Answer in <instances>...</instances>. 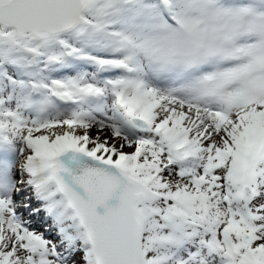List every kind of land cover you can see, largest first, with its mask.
I'll use <instances>...</instances> for the list:
<instances>
[{"label": "snow or ice", "instance_id": "1", "mask_svg": "<svg viewBox=\"0 0 264 264\" xmlns=\"http://www.w3.org/2000/svg\"><path fill=\"white\" fill-rule=\"evenodd\" d=\"M0 264H264V0H0Z\"/></svg>", "mask_w": 264, "mask_h": 264}]
</instances>
